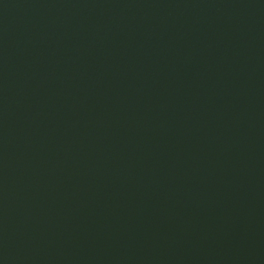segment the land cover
Returning <instances> with one entry per match:
<instances>
[{
    "label": "water",
    "instance_id": "obj_1",
    "mask_svg": "<svg viewBox=\"0 0 264 264\" xmlns=\"http://www.w3.org/2000/svg\"><path fill=\"white\" fill-rule=\"evenodd\" d=\"M0 264H264V0H0Z\"/></svg>",
    "mask_w": 264,
    "mask_h": 264
}]
</instances>
